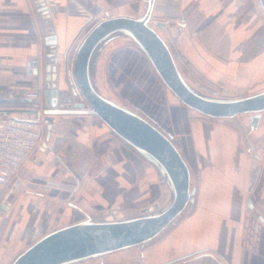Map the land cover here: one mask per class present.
I'll use <instances>...</instances> for the list:
<instances>
[{
	"label": "crops",
	"instance_id": "0c3cea01",
	"mask_svg": "<svg viewBox=\"0 0 264 264\" xmlns=\"http://www.w3.org/2000/svg\"><path fill=\"white\" fill-rule=\"evenodd\" d=\"M45 1L57 35L60 86L64 88L68 86L64 64H71L93 21L106 12L140 16L146 7L145 0ZM156 13L165 15V20L186 18L177 47L198 71L202 68L211 81L218 80L215 84L232 91L247 90L245 94L264 89V15L252 6V0H166ZM158 30L169 37L165 29ZM44 36L37 0H0L1 90L43 93L45 73L42 69L40 75L31 73L28 63L43 59ZM117 39L127 37L112 39L101 53ZM107 56L111 74L115 68L117 75L119 66H141L143 62L147 66V56L132 43ZM132 56L140 62L129 58ZM164 91L169 96V116L162 120L168 125L163 127L161 118L148 117L173 135L187 160L194 202L184 216L146 245L93 257L82 264H264V222L248 206L251 198L264 216V118L258 128H252L250 114L203 116L165 87ZM53 119L49 139L46 130L18 181L12 186L0 182V204L10 201L6 210H0L2 264H9L48 231L84 218V212L139 210L170 200L169 186L155 165L101 118L60 114ZM193 147L194 160L189 157ZM48 181L58 185H49L44 197L25 192L27 186H46Z\"/></svg>",
	"mask_w": 264,
	"mask_h": 264
},
{
	"label": "water",
	"instance_id": "95a60500",
	"mask_svg": "<svg viewBox=\"0 0 264 264\" xmlns=\"http://www.w3.org/2000/svg\"><path fill=\"white\" fill-rule=\"evenodd\" d=\"M145 2V10L140 16L132 12L120 15L106 12L93 21L79 41L71 64H64L65 82L68 85L64 88L60 86V53L52 17L46 1L37 0L44 28L45 51L43 59L37 57L28 64L31 73L40 75L41 69L45 73L43 94L47 140L55 115L98 116L115 134L155 165L169 186V203L160 207L156 201L143 207L138 214L112 220H99L84 212V218L43 234L9 264H82L93 257L133 246H144L161 235L194 202L195 188L192 186L191 168L173 135L147 115L105 96L95 84L97 60L105 45L112 39L119 36L129 37L146 54L171 92L183 104L200 114L213 118L250 114L252 128H258L264 118V89L250 94L234 95L212 81H200L186 65L190 63L181 55L180 47H177L179 36L187 26L186 18L165 20L166 16L157 14L156 9L165 5L166 0ZM259 3L264 11V0H259ZM158 29H165L169 37L165 38ZM63 57L67 60V53ZM187 74L201 89L188 80ZM16 101L17 99L0 97V102ZM26 101L29 102V99ZM42 146H46V141ZM257 168L255 165L253 175ZM9 204L10 201L5 199L0 204V210H6ZM248 206L264 222V216L251 198L248 199Z\"/></svg>",
	"mask_w": 264,
	"mask_h": 264
},
{
	"label": "rangeland",
	"instance_id": "374dc122",
	"mask_svg": "<svg viewBox=\"0 0 264 264\" xmlns=\"http://www.w3.org/2000/svg\"><path fill=\"white\" fill-rule=\"evenodd\" d=\"M252 6L258 8L261 13L264 15V11L259 3V0H252ZM191 9V7H189ZM142 15V14H141ZM124 38V37H123ZM132 43L134 46L139 48L129 37L127 39H117L116 41H113L111 45H108L106 49L102 53H100L101 59L100 62L96 67H95V72H94V81L95 84L97 85L98 89L107 97L114 99L126 106H129L144 115H149L151 117H156L161 118V125L163 127H166L168 123L163 122L162 118H166V115H168L166 112H168V99L169 96L167 97L164 91V87L169 91L170 89L163 83L159 75L157 74L153 64L150 62L148 63V57L147 59V66L143 67L144 64L141 63L139 66L135 65L134 67L132 65L129 66H124L119 68H116L118 71L117 75L115 74V68H113V73L111 74V64L110 58H108L107 55H112L113 51L117 49L118 47L123 46L125 43ZM192 46L191 48H193ZM140 49V48H139ZM141 50V49H140ZM142 51V50H141ZM143 52V51H142ZM183 53L181 52V55ZM99 55V56H100ZM146 55V54H145ZM184 56V55H183ZM134 58L133 60H138L139 58L136 57H129ZM140 62V61H139ZM205 63L206 61L203 60ZM189 69L195 73V75L199 78L200 81L203 80H209L211 79L208 77L207 74L202 72L201 70H197L196 67H194L191 64H186ZM120 72V73H119ZM188 80L197 88L201 89L196 81H194L192 78H189L188 75H186ZM213 82V81H212ZM214 83H219L218 80ZM224 87V86H223ZM203 90V89H202ZM204 92H207L203 90ZM232 94L236 95H244L245 93H249L247 90H229ZM173 96V95H172ZM175 99L176 97H172ZM177 100V99H176ZM156 110V112H155ZM196 112V111H195ZM196 114H198L196 112ZM169 116V115H168ZM204 116V115H203ZM204 119H207V117H203ZM225 120V121H224ZM216 121H223L226 122V119H216ZM159 125V124H158ZM169 132V131H167ZM170 133V132H169ZM176 141L178 142L179 140L176 138ZM190 144V141H189ZM178 145V144H177ZM192 145L190 146V148ZM189 157L194 160L196 157V152L194 150V147L190 150V155ZM158 170V169H157ZM159 171V170H158ZM170 201V200H169ZM169 201L167 200H161L160 207L166 206ZM153 204V203H152ZM160 204V203H159ZM151 205V204H150ZM141 212V208L139 210L134 209V210H118L115 208L113 209H108L104 210L101 212H96L95 214H91L94 218L99 219V220H106V219H116V218H123L127 216H132L135 214H138ZM186 210L182 213L184 216ZM181 216V215H180ZM180 216L178 218H180ZM130 249H128L129 251ZM125 252V251H124Z\"/></svg>",
	"mask_w": 264,
	"mask_h": 264
},
{
	"label": "built area",
	"instance_id": "2783aa9c",
	"mask_svg": "<svg viewBox=\"0 0 264 264\" xmlns=\"http://www.w3.org/2000/svg\"><path fill=\"white\" fill-rule=\"evenodd\" d=\"M0 97L17 99L16 102H0V182L12 186L44 138L47 130L45 99L41 90L0 89ZM49 185L58 183L30 185L25 192L44 197Z\"/></svg>",
	"mask_w": 264,
	"mask_h": 264
},
{
	"label": "bare ground",
	"instance_id": "6f19581e",
	"mask_svg": "<svg viewBox=\"0 0 264 264\" xmlns=\"http://www.w3.org/2000/svg\"><path fill=\"white\" fill-rule=\"evenodd\" d=\"M121 218V217H120ZM107 220H112V219H107Z\"/></svg>",
	"mask_w": 264,
	"mask_h": 264
}]
</instances>
